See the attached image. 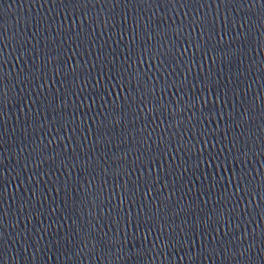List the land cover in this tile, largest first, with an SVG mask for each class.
Listing matches in <instances>:
<instances>
[{"label":"water","instance_id":"water-1","mask_svg":"<svg viewBox=\"0 0 264 264\" xmlns=\"http://www.w3.org/2000/svg\"><path fill=\"white\" fill-rule=\"evenodd\" d=\"M0 264H264V0H0Z\"/></svg>","mask_w":264,"mask_h":264}]
</instances>
